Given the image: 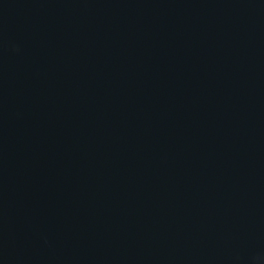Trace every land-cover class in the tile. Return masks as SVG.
<instances>
[{"label": "water", "instance_id": "water-1", "mask_svg": "<svg viewBox=\"0 0 264 264\" xmlns=\"http://www.w3.org/2000/svg\"><path fill=\"white\" fill-rule=\"evenodd\" d=\"M0 264H264V0H0Z\"/></svg>", "mask_w": 264, "mask_h": 264}]
</instances>
